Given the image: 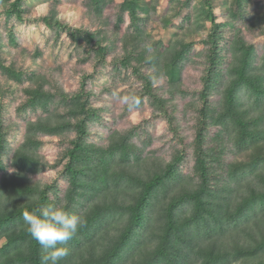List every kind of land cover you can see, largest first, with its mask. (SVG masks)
Here are the masks:
<instances>
[{
	"label": "trees",
	"instance_id": "trees-1",
	"mask_svg": "<svg viewBox=\"0 0 264 264\" xmlns=\"http://www.w3.org/2000/svg\"><path fill=\"white\" fill-rule=\"evenodd\" d=\"M141 1L122 0L119 5V21L127 14L135 41L142 34L138 11L147 15L155 10L149 1ZM105 2L89 0L87 7L99 13ZM6 14L21 18L20 0H13ZM210 20L212 30L226 25L215 23L213 16ZM43 21L50 28L63 27L51 14ZM67 33L72 40L79 34L89 43L95 34L77 28H69ZM212 41L197 94L191 175L180 170L181 150L168 162L137 151L131 140L135 128L111 130L104 144L88 142V125L99 114L90 106L86 82L67 96L62 90L45 89L34 73L0 61V71L15 82H36L34 88L25 89L27 98L18 108V116L38 110L44 113L24 119L21 139L12 142L9 152L0 114V169L5 168V155L12 167L11 174L4 171L0 179V199L4 193L9 196L0 209V239L5 238L0 264H41V246L28 233L23 213L49 204L64 206L85 220L68 242L70 254L60 264H230L264 254V234L259 235L264 233V50L256 52L238 35L222 43V56L215 49L216 40ZM97 47L98 53L106 52L101 40ZM132 47L126 49L123 62L145 61L139 51L141 44ZM164 49L168 55L165 66H170L167 81L175 84L186 46ZM153 60L157 62L153 58L150 62ZM215 94L217 100L212 102ZM149 95L178 136L175 106L168 108L160 95ZM60 107L63 111L56 114ZM210 126L217 129L204 142ZM66 131L74 132L64 154L63 177L68 185L61 197L54 189L51 198L53 184L40 186L26 175L43 168L36 157L40 145L36 135ZM224 149L239 159L225 161ZM252 227L261 229L260 233L249 232Z\"/></svg>",
	"mask_w": 264,
	"mask_h": 264
},
{
	"label": "rangeland",
	"instance_id": "rangeland-1",
	"mask_svg": "<svg viewBox=\"0 0 264 264\" xmlns=\"http://www.w3.org/2000/svg\"><path fill=\"white\" fill-rule=\"evenodd\" d=\"M12 1L0 0L1 63L13 65L27 74L34 73L45 89L62 90L67 96L80 90L86 82L90 106L99 114L98 119L88 125V142L104 144L111 130L125 132L135 128L131 140L143 156L146 154L168 162L176 150H181L183 157L179 166L183 174H192L197 94L201 76L208 66L212 40H216L215 49L222 56L225 54L222 53V43L227 44L238 35L246 44L254 46L256 52L264 50V0H142L141 3L149 1L155 10H150L147 15L138 11L142 18V34L137 42L130 33L127 14L119 21L122 0H106L99 13L87 7L89 0H20L21 18L7 16L6 10ZM50 14L63 27H48L43 17ZM211 16L215 23L226 25L212 30ZM69 28L95 34L90 43L79 34L72 40L67 33ZM96 39L97 42L101 40L106 48L104 54L96 51ZM137 43L141 44L139 51L146 60L123 62L128 46L133 49ZM148 45H151V51ZM180 46H186L185 57L178 64L177 74L180 76L172 84L167 81L170 66H165L168 55L164 47H171L173 51ZM152 58L157 62L153 60L151 63ZM147 82L151 88L147 87ZM35 86V81L25 79L18 83L0 71V114L8 142L7 152L11 151L12 142L21 139L24 119L44 115L41 110L27 112L22 117L17 113L27 98L25 89ZM149 92L164 98L168 108L175 106L178 136L169 129L159 105ZM129 93L138 96V105L123 106L116 99V95ZM211 100L215 102L217 94L212 95ZM58 109L56 114H61L62 108ZM216 129L215 126L206 129L204 142ZM73 136V131L60 135H36L40 142L36 157L43 168L27 174L26 179L40 186L53 184L49 192L51 198H54V189L61 197L68 185L63 177L67 160L64 154L71 146ZM3 158L5 168L0 169V179L4 171L12 172L10 157L5 155ZM222 158L227 161L236 157L224 149ZM8 198L7 193L2 195L0 209ZM252 231L259 234L261 229L252 227L249 232ZM4 243L5 238H1L0 246ZM228 246L232 247L230 243ZM96 250L97 255L99 248ZM230 264H264V254L250 261L237 260Z\"/></svg>",
	"mask_w": 264,
	"mask_h": 264
},
{
	"label": "clouds",
	"instance_id": "clouds-1",
	"mask_svg": "<svg viewBox=\"0 0 264 264\" xmlns=\"http://www.w3.org/2000/svg\"><path fill=\"white\" fill-rule=\"evenodd\" d=\"M151 51V45L147 46ZM123 106L138 105L135 93L116 95ZM23 219L30 236L41 246V264H60L70 254L68 242L85 225L81 215L68 211L64 206L45 205L25 211Z\"/></svg>",
	"mask_w": 264,
	"mask_h": 264
}]
</instances>
